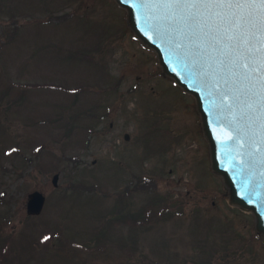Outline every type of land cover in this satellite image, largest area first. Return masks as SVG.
<instances>
[{"label":"rangeland","instance_id":"374dc122","mask_svg":"<svg viewBox=\"0 0 264 264\" xmlns=\"http://www.w3.org/2000/svg\"><path fill=\"white\" fill-rule=\"evenodd\" d=\"M125 14L0 0V264H264L253 219L228 213L210 172L194 99L130 41Z\"/></svg>","mask_w":264,"mask_h":264},{"label":"snow or ice","instance_id":"6c2138e0","mask_svg":"<svg viewBox=\"0 0 264 264\" xmlns=\"http://www.w3.org/2000/svg\"><path fill=\"white\" fill-rule=\"evenodd\" d=\"M134 7L140 19L176 33V49L196 58L222 103L242 102L249 127L258 121L264 133V0H135ZM230 142L243 147L235 134Z\"/></svg>","mask_w":264,"mask_h":264},{"label":"water","instance_id":"95a60500","mask_svg":"<svg viewBox=\"0 0 264 264\" xmlns=\"http://www.w3.org/2000/svg\"><path fill=\"white\" fill-rule=\"evenodd\" d=\"M115 1L127 10L128 24L136 38L157 54L164 74L195 98L210 145L213 170L225 180L230 204L251 211L256 217L257 230L264 235V133L259 129V122L249 127L247 117L242 114V102L229 99L231 108L222 103V98L208 86L196 58L180 54L176 49V33L169 32L166 25L160 26L155 20L140 19L135 0ZM233 134L243 147L230 142ZM57 182L58 175L54 177V184ZM45 202L46 197L41 193L30 194L28 214L40 215Z\"/></svg>","mask_w":264,"mask_h":264},{"label":"flooded vegetation","instance_id":"af4514ba","mask_svg":"<svg viewBox=\"0 0 264 264\" xmlns=\"http://www.w3.org/2000/svg\"><path fill=\"white\" fill-rule=\"evenodd\" d=\"M143 52H145L144 50H143ZM146 53V52H145ZM149 60H150V58H149ZM239 212V211H238ZM228 213H230V214H233V215H238L236 212H232V211H228ZM240 213V215H238V216H243L242 214H241V212H239ZM216 216H218V217H221V216H219V215H216ZM227 216V215H226ZM244 217V216H243ZM224 222V221H223ZM224 225H226V223L224 222ZM253 240H254V237L252 238ZM261 239H263V238H261ZM264 240V239H263ZM263 240H261V241H263ZM253 242V241H252ZM262 244L264 245V242H262ZM221 261L224 263V264H232L231 262H232V260H231V258H229V257H224L223 259H221Z\"/></svg>","mask_w":264,"mask_h":264}]
</instances>
